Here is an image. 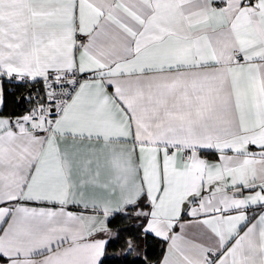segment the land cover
Listing matches in <instances>:
<instances>
[{
	"label": "snow or ice",
	"instance_id": "6c2138e0",
	"mask_svg": "<svg viewBox=\"0 0 264 264\" xmlns=\"http://www.w3.org/2000/svg\"><path fill=\"white\" fill-rule=\"evenodd\" d=\"M0 264H264V0H0Z\"/></svg>",
	"mask_w": 264,
	"mask_h": 264
}]
</instances>
